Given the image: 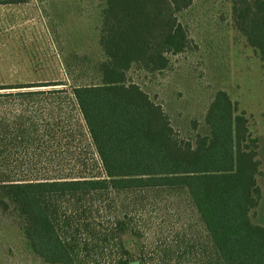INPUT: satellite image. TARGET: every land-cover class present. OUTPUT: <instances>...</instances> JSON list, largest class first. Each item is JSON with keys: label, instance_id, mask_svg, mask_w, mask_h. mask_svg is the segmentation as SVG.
Listing matches in <instances>:
<instances>
[{"label": "trees", "instance_id": "1", "mask_svg": "<svg viewBox=\"0 0 264 264\" xmlns=\"http://www.w3.org/2000/svg\"><path fill=\"white\" fill-rule=\"evenodd\" d=\"M191 1L102 0L95 80L0 84V208L12 205L42 262L264 264V226L250 216L263 172L248 117L218 89L204 133L179 138L127 74L164 70L188 46L176 14ZM231 17L264 61V0H231Z\"/></svg>", "mask_w": 264, "mask_h": 264}, {"label": "rangeland", "instance_id": "2", "mask_svg": "<svg viewBox=\"0 0 264 264\" xmlns=\"http://www.w3.org/2000/svg\"><path fill=\"white\" fill-rule=\"evenodd\" d=\"M101 4L102 0L0 3V84L57 80L69 86L95 80L93 65L101 58ZM176 17L187 32L188 46L169 54L164 70L146 73L131 68L128 77L162 106L175 133L184 139L204 133L203 115L210 100L218 89L226 91L237 112L248 117L252 135H260L264 172V61L234 27L231 0H192ZM87 153L86 134V157ZM259 183L264 193V175ZM181 214V220L194 228L192 234L199 231L194 217L185 210ZM250 216L264 226V199ZM170 218L175 228L180 226L182 221ZM20 224L12 205L0 208V264H47L29 251ZM168 224L171 228L170 220ZM126 241L131 248L135 245L133 239Z\"/></svg>", "mask_w": 264, "mask_h": 264}, {"label": "crops", "instance_id": "3", "mask_svg": "<svg viewBox=\"0 0 264 264\" xmlns=\"http://www.w3.org/2000/svg\"><path fill=\"white\" fill-rule=\"evenodd\" d=\"M257 136H258V139H259V141H258V157H259V150H260V148H261V144H260V135H257ZM259 159H260V158H259ZM260 160H261V159H260ZM261 168H262V162H261ZM262 172H263V169H262ZM263 175H264V172H263ZM263 175L259 178V180H261V178L263 177ZM259 180H258V183H259ZM259 186H260V189H261V199H260V201H259L258 206L261 204L262 200L264 199V193H263V189H262L260 183H259ZM258 206H257V207H258Z\"/></svg>", "mask_w": 264, "mask_h": 264}]
</instances>
